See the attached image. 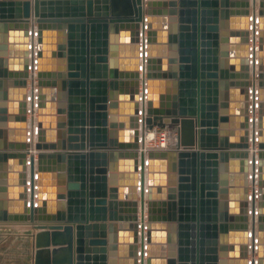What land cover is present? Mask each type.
I'll use <instances>...</instances> for the list:
<instances>
[{
  "label": "water",
  "instance_id": "95a60500",
  "mask_svg": "<svg viewBox=\"0 0 264 264\" xmlns=\"http://www.w3.org/2000/svg\"><path fill=\"white\" fill-rule=\"evenodd\" d=\"M15 222L34 264H264V0H0Z\"/></svg>",
  "mask_w": 264,
  "mask_h": 264
},
{
  "label": "crops",
  "instance_id": "0c3cea01",
  "mask_svg": "<svg viewBox=\"0 0 264 264\" xmlns=\"http://www.w3.org/2000/svg\"><path fill=\"white\" fill-rule=\"evenodd\" d=\"M172 134V138L176 137L173 130ZM0 225H8L0 226V264H34L33 234L40 229H34L26 222Z\"/></svg>",
  "mask_w": 264,
  "mask_h": 264
},
{
  "label": "bare ground",
  "instance_id": "6f19581e",
  "mask_svg": "<svg viewBox=\"0 0 264 264\" xmlns=\"http://www.w3.org/2000/svg\"><path fill=\"white\" fill-rule=\"evenodd\" d=\"M28 94H30V91H29ZM36 96H37V94H36ZM37 100L38 99L36 98V102H37ZM30 102L31 101H30V97H29V104H30ZM30 116H31V113H29V117ZM251 117H253V113L251 114ZM156 137H157V132L156 131H153V133H151V131H146L145 138L143 140V144L146 143V146L145 145H142V148L144 149L145 147L146 148H150V147L153 148V147H155V144H153V143L155 142ZM168 141H169V144L168 145H167V142L165 144H163V142H161L158 146L161 147V148L171 147L173 144H176V137L171 138V139H168ZM156 146H157V144H156ZM251 147H252L251 148L252 152L255 151L257 153V151H258L257 145H256V147H253V146H251Z\"/></svg>",
  "mask_w": 264,
  "mask_h": 264
},
{
  "label": "built area",
  "instance_id": "2783aa9c",
  "mask_svg": "<svg viewBox=\"0 0 264 264\" xmlns=\"http://www.w3.org/2000/svg\"><path fill=\"white\" fill-rule=\"evenodd\" d=\"M148 131H151V133H153V131L157 132L156 140L153 143V144H155V147H153V148H161V147L158 146L161 142H163V144H165L167 142V145H168L169 144L168 139H171L172 135H173L172 134V130H170L168 128H157L156 127L154 129L148 130ZM156 144H157V146H156ZM145 146H146V143H145ZM150 148H152V147H150ZM150 148H146L145 147V150L150 149Z\"/></svg>",
  "mask_w": 264,
  "mask_h": 264
}]
</instances>
